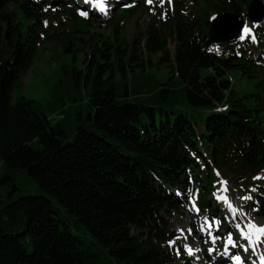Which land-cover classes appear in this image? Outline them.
Returning a JSON list of instances; mask_svg holds the SVG:
<instances>
[{"label": "trees", "instance_id": "obj_1", "mask_svg": "<svg viewBox=\"0 0 264 264\" xmlns=\"http://www.w3.org/2000/svg\"><path fill=\"white\" fill-rule=\"evenodd\" d=\"M79 1L0 0V264H191L168 245L180 197L196 189L201 208L216 214L213 167L239 177L264 169V24L256 43L209 51L210 17L244 16L250 0H203L186 15L175 0L172 12L147 24L141 45L118 35V21L136 7L115 12L104 36L90 32L91 22L76 11ZM51 11L56 28L44 25ZM46 41L61 53L90 54L84 72L72 71L89 88L84 119L93 129L77 124L71 138L32 100L14 96ZM170 57L169 79L184 86L197 115L116 100L141 88L171 100V89H159L156 78L134 83L132 75L153 58L162 64ZM10 171L26 172L31 192L15 195L13 183L1 193Z\"/></svg>", "mask_w": 264, "mask_h": 264}, {"label": "rangeland", "instance_id": "obj_2", "mask_svg": "<svg viewBox=\"0 0 264 264\" xmlns=\"http://www.w3.org/2000/svg\"><path fill=\"white\" fill-rule=\"evenodd\" d=\"M123 1V2H122ZM103 0V3L99 6L100 11L88 13V19L90 23L89 30L91 33L97 35L101 32L104 36L110 34L109 23L112 19L117 21L114 12L119 7L118 3H129V6L136 7L129 17L123 18L118 21V35L126 41L141 40L140 44H143V36L145 34V28L147 24L154 19H160L167 16L168 12H171L173 8V2L175 0H153L151 4L147 0ZM203 0H180V12L183 15L189 12H195ZM79 11V10H78ZM106 12L102 14L99 12ZM19 18L22 22L27 23L24 17L19 14ZM246 22V21H245ZM250 27L255 28V24L252 22H246ZM58 24L57 18L54 16V12L47 13L44 20V25L52 26L56 28ZM88 34V33H86ZM252 34H249L251 36ZM86 37V36H85ZM104 38H101V40ZM241 40V39H240ZM173 43H168L170 52H173ZM157 53L156 56H159ZM90 57L87 51H77V53H61V47L56 42L46 41L42 43L35 54L31 66L20 75L19 81L14 88V96L22 95L26 99L32 100L35 108L38 111L43 112L53 122H60L66 134L71 138L75 134V127L77 124H83L89 129H93L90 126V121L84 119L87 114L88 106L87 101L89 97V88L86 87L82 81L77 80L75 77H82L81 75H75L72 71V67L85 70L84 58ZM154 59V64L150 65L146 71L142 73L139 71L132 72L133 81L136 79L140 81L141 77L147 76L148 74L159 83V89L168 87L171 89V100L166 101L161 96L153 95V92H149L146 88L139 90H132L128 93L122 91L117 93L116 100L119 102L132 101L144 105H153L155 109L159 110L162 106L167 110L175 109V111H183L186 114L197 115L198 112L194 110L187 102L185 98L184 86L180 84L176 78L169 79L170 64L173 63L172 58L163 62L162 64L157 63V58ZM63 64L68 65V72L66 73L63 69ZM137 77V78H136ZM127 82L131 83V78L128 76ZM132 83V84H134ZM130 84V86L132 85ZM234 85L239 88H243V84L235 82ZM166 92H161L165 95ZM82 111V113H81ZM204 114V112L202 113ZM83 116V118H82ZM8 173L12 179L7 178L5 182L1 184V193H4L8 188L7 184H16L17 190L15 195L22 193L26 194L31 192L33 183L32 179L24 171H10ZM241 176L237 175V170L226 172L224 170L219 171V177L226 180L227 191L219 187V197L227 196L231 202L241 205L243 210L247 213V216L256 218L259 222L264 224V211L257 213L256 207L252 205V195L262 192L264 190V179H253L254 177L261 175L264 176V169L257 173H249L244 170L241 172ZM11 187V186H10ZM251 196V199H242V197ZM217 198L220 203V209L226 212L225 201ZM199 195L196 190L192 192V195L186 198L181 204L180 210L172 216V229L176 232L177 237L169 242V247L180 250L188 257H191L193 264L206 263V260L211 264H214L217 247L215 241L212 245L208 246L205 244V233L208 230H214L213 222L214 217L210 215L207 209H202L199 213L194 212L191 207V202L199 203ZM225 216V214H224ZM206 220H211V224L207 226ZM183 229V231H181ZM189 229L191 231H189ZM223 231V232H222ZM228 230L222 228L219 232L224 236ZM221 242V240H220ZM219 242V243H220ZM214 244V245H213ZM208 246V247H207ZM188 248L193 251L191 254L188 252ZM214 251H210V249ZM208 251V252H207ZM210 251V252H209Z\"/></svg>", "mask_w": 264, "mask_h": 264}, {"label": "water", "instance_id": "obj_3", "mask_svg": "<svg viewBox=\"0 0 264 264\" xmlns=\"http://www.w3.org/2000/svg\"><path fill=\"white\" fill-rule=\"evenodd\" d=\"M246 16L254 22L264 20V0H251L247 7ZM218 17V21L210 20L205 42L206 47H210L213 44L230 43L240 34L243 21L239 14L220 12Z\"/></svg>", "mask_w": 264, "mask_h": 264}, {"label": "snow or ice", "instance_id": "obj_4", "mask_svg": "<svg viewBox=\"0 0 264 264\" xmlns=\"http://www.w3.org/2000/svg\"><path fill=\"white\" fill-rule=\"evenodd\" d=\"M101 4L103 3V0H100ZM147 2L149 4H151L153 2V0H147ZM163 2V0H162ZM170 2V0H169ZM82 15H88V13L83 12L81 13ZM219 17L218 14H214L213 16L210 17V20L212 21H218ZM215 26V25H214ZM257 27H260L262 25H260L259 23L256 24ZM243 34L240 35V39L244 40L246 38H248L249 34H252L253 29L252 27H250L247 23H243V29H242ZM251 38L254 40L255 39V35L252 34ZM212 49L210 48L209 51H211ZM217 50H219L218 46H217ZM219 175V172H218ZM253 179H264V176L258 175L256 177H254ZM225 185V191H227V181H223L222 182ZM219 199H221L222 201H226L228 203V206L230 209H232V211H236V208L232 205L230 199L227 196H221L219 197ZM242 199H251V196H247V197H242ZM195 210L198 212L199 208H195ZM236 227L240 230L241 234L245 237V239L247 241H249L251 243V245L253 246V250L255 248V246L259 243H261L262 240H264V224H258L256 223L254 220H250L245 226H242L240 224H237ZM181 231H183V229H181ZM189 231H191L189 229ZM228 244L233 245L234 247L236 246V241L233 239V234L231 232L228 233ZM170 243H175V241H170ZM192 249L188 248V252L189 254L192 253ZM210 251H214V249H210ZM243 251L248 252L249 248L248 247H244ZM235 261L236 264H245V258H243L241 255H234L232 257ZM261 264H264V256L261 257Z\"/></svg>", "mask_w": 264, "mask_h": 264}, {"label": "bare ground", "instance_id": "obj_5", "mask_svg": "<svg viewBox=\"0 0 264 264\" xmlns=\"http://www.w3.org/2000/svg\"><path fill=\"white\" fill-rule=\"evenodd\" d=\"M236 205H237V204H236ZM237 207H238L239 214H240L241 216H244L245 211L242 210L241 207H240L239 205H237Z\"/></svg>", "mask_w": 264, "mask_h": 264}]
</instances>
